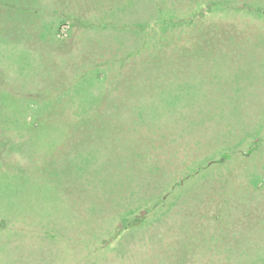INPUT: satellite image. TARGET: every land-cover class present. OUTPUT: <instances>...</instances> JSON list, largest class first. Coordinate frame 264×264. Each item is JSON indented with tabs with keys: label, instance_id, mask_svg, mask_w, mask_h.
Segmentation results:
<instances>
[{
	"label": "rangeland",
	"instance_id": "1",
	"mask_svg": "<svg viewBox=\"0 0 264 264\" xmlns=\"http://www.w3.org/2000/svg\"><path fill=\"white\" fill-rule=\"evenodd\" d=\"M24 116L61 149L56 163L0 158V238L23 233L2 264H225L228 243L259 264L247 248L264 246V0H0V121ZM208 163L222 170L214 207L238 202L254 236L215 223L194 236L213 212L197 205ZM124 164L137 180L120 179ZM91 174L114 191H92Z\"/></svg>",
	"mask_w": 264,
	"mask_h": 264
},
{
	"label": "trees",
	"instance_id": "2",
	"mask_svg": "<svg viewBox=\"0 0 264 264\" xmlns=\"http://www.w3.org/2000/svg\"><path fill=\"white\" fill-rule=\"evenodd\" d=\"M97 74H98L96 77L97 79H100V78L106 76V74H104V73H102V75H100V73L98 72ZM13 112L21 115V108L16 109V107H15V109L13 108ZM8 119L4 120L6 125H3L2 122L0 121V133L5 131V130L6 131H14L13 133L17 134V137L15 139L12 137V139L9 140L8 145H3V143H2V147H0V150H1L0 158L6 157V159H8V163H18V164L19 163H56L57 156L60 153L57 151L60 150L61 148H57L54 146V139H52L51 131L47 132V133H40L42 130L39 128V129H37V131H38L37 133H31L29 130L24 128V125L29 123L27 116H24L21 118L14 117V120H12L11 118H8ZM112 122H108L106 124H97V123L92 124V125L90 124L88 126V128L91 129V130H89L91 132L97 131L99 133V130H102L105 128L113 129L114 126H113ZM11 128H13V129H11ZM15 128H16V130H15ZM23 130H25L27 132H22ZM96 143H98V142L97 141H90V144H96ZM56 148H57V150H55ZM63 156H64V154H63ZM210 165H212V164L208 163V164H206L205 167L203 166V167H199L197 169V172H198L197 179H199L200 177L203 178V180H202L203 186L201 187V190H203L205 188V191L207 193L205 198H208V200H206L204 202V206H202L201 202L198 203L197 205L199 206L200 210L202 209V210L206 211L208 208L207 205L212 204L213 212L211 211L212 208H210V210L207 213L202 212L199 215V217L197 219L200 220L201 225H200V229L192 231L194 233V236L195 237H202L206 233V231L203 229L204 228L203 225L209 226L212 223H215V225L224 224L228 227L227 233L221 232L224 235V237L229 236V231H232L233 234L238 233V232L241 233V235H239V236H241V238L249 237L247 235L254 236V234H255L254 228L256 226L254 225V223L252 221H250L249 217H247V218L242 217L241 218V216L240 217H237V216L233 217L232 216V213L235 210H237V209H238V211L241 210V205L238 202H237V204L235 202H233L229 208L224 207V205H220V207L218 209H216L214 207L215 206V204H214L215 198L212 200L213 197L211 198L209 193H210V190H212V187H214L216 185L215 180H218V181L221 180L220 176L222 175V170H218V167H216V166L209 169V170H205ZM4 166H5V163L4 164L0 163V167H2V169H4ZM218 166H221V165H218ZM127 168L129 169V171H126L125 173L122 172L120 175L121 176L120 179H125V177L128 176L130 178H134L137 180V178H138L137 173L138 172L135 173V175H134L133 171H131V167H128L127 164H124V169L127 170ZM95 171H96L97 175L100 174V172H98V169H96ZM91 175H92V177L89 181V184L91 185L90 188L92 191L99 192V190L100 191L105 190V192L109 193V195L114 191L112 189V187H110V184H108V182L105 183L103 181L104 179L101 178V176L96 177L93 174H91ZM40 179L42 180V177H40ZM256 187H257V185L255 186V188ZM190 190H191L190 188H187V189L184 188V191H182L180 193L179 197H183L182 201H186L189 197L192 198V195L190 193H187ZM237 194H240V190L235 192V194H231V198L236 199ZM199 200H203V199H199ZM193 201L196 202V199H193ZM192 204L193 203H191V206H192ZM92 207L96 208L95 203L93 204ZM197 212H199L198 208H197ZM235 213H233V215H235ZM193 214L194 213L191 211L190 216H188V215L186 216V214H185L183 217L184 218H192ZM228 218H230V219H228ZM241 221L249 223L250 227H248V229H245V230H243V228L241 229V227H240ZM3 226H4V223L2 221H0V227H3ZM225 231H226V229H225ZM192 232L188 231V234H192ZM256 232H258V234H259L260 231L256 230ZM219 233L220 232H217L215 236L219 237ZM22 235H23V233L20 234L19 232H17L13 236L10 235L8 237V235H7L6 237L0 238V241H3V244L5 243L4 246H0V251L2 253L6 254L5 248H9L8 244L13 242L11 240H17ZM48 236L50 237V234ZM233 236H236V235H233ZM8 240H10L11 242ZM101 242H107V240L104 239V240H101ZM257 248L258 249H255V247L253 246V247H249L247 249L252 250V252H250V253H252V255H251L252 257L255 258L257 256H261L262 259H260V258L257 259V262L259 264H264V246L261 248L258 246ZM223 249H220L218 246L215 245L212 248V253L213 254L214 253H224ZM226 250L228 251L226 253V259L231 260L230 255L236 254L237 257H235V259L237 261H235V262L227 261L225 264H237V262H240V264H241L242 255L243 254L247 255V253H246L247 251H245L246 250L245 248L240 247L239 249H234V248H232V246L229 243H228V246H226ZM0 255H1V253H0ZM137 256L138 255H136V257ZM142 258L144 259L145 257L142 255ZM260 261H262V262L260 263ZM217 263H214V264H217ZM0 264H2L1 259H0ZM218 264H220V263H218Z\"/></svg>",
	"mask_w": 264,
	"mask_h": 264
}]
</instances>
